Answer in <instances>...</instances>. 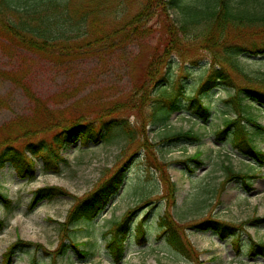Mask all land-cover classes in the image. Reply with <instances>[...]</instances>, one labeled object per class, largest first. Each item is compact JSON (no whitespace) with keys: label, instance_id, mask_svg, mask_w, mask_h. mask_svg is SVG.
<instances>
[{"label":"rangeland","instance_id":"374dc122","mask_svg":"<svg viewBox=\"0 0 264 264\" xmlns=\"http://www.w3.org/2000/svg\"><path fill=\"white\" fill-rule=\"evenodd\" d=\"M81 1L88 5L81 9L89 10L92 28L88 30L93 32L119 28L130 32L133 29V25L128 27L130 20L147 5V0ZM78 2L67 8L73 16L71 23L61 21L52 29L58 45H80L76 52L67 53L63 49L53 56H43L0 35V140L16 137L26 127L41 130L36 139L51 138L55 128L42 131L48 126L44 105L58 113L63 122L82 116L84 122H94L96 133L101 130L102 134L110 135L98 142L79 140L67 147L64 154L68 161L58 171L47 170L37 156L33 179L20 177L11 163L0 169V191L12 200L9 207L0 200V219L4 221L0 230V264H4V253L17 237L43 247L18 251L10 264H30L33 257L39 264H52L54 260L56 264H264V254L252 256L248 252L251 241L264 242V224L248 223L253 216H264V167L233 148L230 132L223 136L217 132L225 118L235 114L233 106L225 102L235 88L220 83L201 95L210 107L208 119L190 109L191 99L198 95L199 87L224 55L221 46L205 47L204 35L212 23L208 12L213 10L216 0H181L180 6L172 9L169 5L167 13L177 26L181 45L169 64L160 66V73L152 82L146 77V69L150 55L164 35L165 15L157 7H151L141 28L147 33L125 41H120L118 33L91 45L86 43L87 22L75 11L80 6ZM230 2L236 10L247 8L251 18L241 19V23L230 27L225 35L228 43H241L248 50L264 47V20H257L264 14V0ZM184 5L203 15L189 17L182 8ZM66 28L72 30L64 36ZM239 59L247 75L232 74L236 84L264 80V53L254 55L245 51ZM168 97L178 98L180 110L163 123L156 120V115ZM244 103L249 104L251 116L264 127V106L250 99ZM104 123H109V128L104 129ZM124 123L133 131L135 141L123 155L128 141L127 133L120 127ZM247 125L255 143L264 150V130L251 123ZM188 130L198 133L200 140L173 137ZM23 143L19 138L15 144ZM198 151L201 164L191 160ZM120 159H129L122 189L97 218L79 222L72 234L75 241L88 242L92 255L81 258L72 248L63 256L47 254L55 252L61 243L59 224L74 204V197L91 192L103 169L115 166ZM224 163L237 171L259 172L260 177L252 181V190L246 189L239 179L222 189ZM165 172L177 189L170 209L162 179ZM46 186L64 187L70 195L45 200L31 210L32 192ZM149 200V205L139 209L134 219L135 225L146 219L145 239L132 230L126 252L117 261L107 246L108 229L128 208ZM165 211L170 213L171 221L181 225L188 253L193 252L183 254L168 243L159 223ZM208 218L236 227L240 233L238 247L231 236L222 238L215 231L192 226Z\"/></svg>","mask_w":264,"mask_h":264},{"label":"trees","instance_id":"16d2710c","mask_svg":"<svg viewBox=\"0 0 264 264\" xmlns=\"http://www.w3.org/2000/svg\"><path fill=\"white\" fill-rule=\"evenodd\" d=\"M76 0H0V35L14 41L16 44L22 46L24 49L37 53L43 56H53L52 54L61 52L63 49L67 53L70 51H78L80 45L65 44L58 45L59 42L53 36L52 29L56 27L61 21L71 23L73 19L72 13L67 8L70 3H75ZM181 0H147V5L143 10L138 12L134 19L128 24L133 25V29L128 32L125 28L115 29L113 31L104 30H88L91 27V22H88L89 10H82L88 8V5L83 4L79 0V7L75 8L77 13L82 14V19L87 22L85 24L87 44H95L106 40L111 35L120 34V41H125L129 38L142 36L145 32L143 29V17L151 7H157L162 14L165 15L164 35L160 37L158 46L155 47L154 52L150 55V61L146 69V77L148 81L152 82L160 73V66L169 64V60L174 53L180 48L181 40L179 38L178 29L175 24L171 22L167 9H172L180 6ZM243 5L245 2H242ZM170 5V8H169ZM77 6V4H76ZM82 6V9H81ZM184 12L191 18L203 15V12H198L189 6H182ZM247 8L236 10L231 4L230 0H216V5L208 12L212 18V23L204 36L205 47L216 48L222 47L224 55L221 56L209 72L205 81L199 87L198 95L191 99L190 109L203 119L210 117V107L206 105L201 97L206 91L218 86L220 83L232 86L235 88V93L231 94L225 102L233 106L234 116H228L223 122V127L217 132L219 135H224L230 132L232 135V146L242 155L250 158L258 166H264V150L260 149L255 143L252 133L247 123H252L257 129L264 130V127L251 116L249 104L244 103L245 100L250 99L258 102L264 106V80H249L248 85L236 84L232 74L246 76L244 67L241 64L239 56L245 51L254 55L264 53V47L248 50L245 45L241 43H228L226 33L230 32V27L241 23L244 18L250 19L251 16L247 13ZM249 12V11H248ZM207 14V13H206ZM208 14V15H209ZM264 20V14L258 19ZM191 20H188V22ZM94 25V24H93ZM95 26V25H94ZM127 26V25H126ZM72 28L63 29V35L67 36L68 31ZM92 31V32H91ZM150 32V29L147 30ZM58 45V46H57ZM70 50V51H69ZM177 97H168L165 100V105L161 106L160 113L156 115V120L166 122L171 119L172 115L180 110ZM44 115L48 118V126H45L42 131L55 128L51 138H38L37 135L41 132L40 129H33L26 127L22 134L16 137H7L3 141L0 140V169L6 163H11L17 173L22 178L33 179L37 171V156L42 158L45 168L47 170L58 171L60 165L67 161L63 150L77 143L79 140L93 139L98 142L101 139H107L109 133L102 134V131L96 133L94 122H84L82 116H74L62 121V117L47 108L42 106ZM162 112V115H161ZM246 121V122H245ZM109 123H104V129L109 128ZM122 131L127 133L128 141L124 145L123 155L134 144V137L131 134L133 131L129 129L126 123L121 126ZM132 135V136H131ZM176 139H189L199 141L200 135L193 130L180 131L173 135ZM19 138L24 140L22 145H16ZM201 151L194 154L191 160L197 163H202ZM129 159H120L113 167L103 169L100 181L95 188L83 197H75V203L70 208L65 221L59 225L61 227V243L56 250L57 255H65L69 249L74 251L81 257L87 258L92 255V251L87 247L88 242L73 241L71 234L77 230L76 226L80 221H92L106 208L110 200L116 195L122 187L128 171ZM225 178L221 182V187L224 189L225 185L235 179L241 180L246 189H252V182L255 178L260 177V173L252 171H237L231 164H223ZM166 185V197L169 200L167 204L168 209L174 206L170 204L174 200L176 193V184L171 180L167 172L162 176ZM70 195L66 188L61 186H49L37 188L34 190L31 201V210L36 208L39 203L45 200H52L59 196ZM0 200L7 206L11 205V200L0 191ZM151 201L149 200L143 205L128 208L120 220L113 221L110 229L107 232L109 235L107 246L110 249L113 257L120 261L126 251V241L132 228L135 229L138 236L145 239L144 223L145 218L140 222L134 224L136 213L139 209L147 206ZM171 215L165 212L160 219V225L164 228L163 232L166 234L168 243L178 252L189 254L188 242L183 238V230L181 225L170 220ZM253 222L258 225L264 224V216H253L248 220V223ZM200 230H213L217 232L222 238L232 237L233 243L238 247L240 241V233L238 229L231 225H225L223 222L214 218H208L201 222L192 225ZM3 221L0 220V229H2ZM43 247L32 241L17 237V240L12 243L4 254V263L10 264L17 251L31 248ZM249 254L258 256L264 254V242H251L249 246ZM47 254H50L47 252ZM30 264H39V261L33 257ZM56 264V263H53ZM164 264V263H159Z\"/></svg>","mask_w":264,"mask_h":264}]
</instances>
